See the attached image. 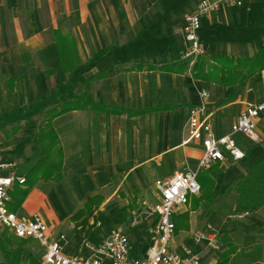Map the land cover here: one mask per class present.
I'll use <instances>...</instances> for the list:
<instances>
[{
	"label": "crops",
	"instance_id": "obj_1",
	"mask_svg": "<svg viewBox=\"0 0 264 264\" xmlns=\"http://www.w3.org/2000/svg\"><path fill=\"white\" fill-rule=\"evenodd\" d=\"M169 1L173 9V41L177 37L189 47L176 32L183 28L186 16L195 12L200 0ZM145 2L0 0V154L15 163L17 178L27 180V186L16 184V190L35 183L15 213L26 219L40 214L55 237H65L61 245L70 257H87L89 251L82 242L85 247L91 242L99 245L115 231L128 237L132 259L147 256L154 218L137 230L127 226L126 219L139 211L142 196L157 180L186 172L187 166L195 165L201 156V147L185 144L189 110L202 103L199 91L211 95L206 103L214 112L217 136L228 134L246 108L264 102V71L239 86L226 87L194 79L190 68L177 67L183 60L165 64L137 61L120 68L125 60L119 62L115 57L119 54L121 26L127 25L126 33L134 23L144 25L145 17L152 15ZM259 2L264 4V0ZM242 7L223 6L203 19L200 39L207 57L248 59L264 46V39L260 44L234 43L233 38L224 35L223 30L232 31L233 26L226 17ZM223 38L227 43L222 42ZM75 97L137 114L87 109L55 119L53 128L63 152L62 178L47 180L42 177L43 168L33 175L42 159L35 136L45 123V114ZM257 133L260 143L253 145L259 146L248 150L245 143L251 141L242 142L246 151L243 161L229 160L203 172L209 173L215 167L220 172L213 190L215 204L191 211L192 197L184 212L176 215L178 226L184 228L183 214L189 212L192 226L193 215L203 212L208 219L205 231L211 219L220 216L226 207L225 203L219 208V201L233 193L234 206L219 231L235 247L228 264H264V232L256 229H264V207L244 212L237 209L239 184L264 160V112L258 119ZM252 155L257 161L251 163ZM89 202L93 203L91 212L78 218ZM109 223L116 227L102 232ZM176 237L175 234L173 247L181 249L185 244H175ZM219 241L218 250L198 247L202 264H220L231 243L223 242L222 236Z\"/></svg>",
	"mask_w": 264,
	"mask_h": 264
},
{
	"label": "built area",
	"instance_id": "obj_2",
	"mask_svg": "<svg viewBox=\"0 0 264 264\" xmlns=\"http://www.w3.org/2000/svg\"><path fill=\"white\" fill-rule=\"evenodd\" d=\"M249 0H200L194 13L187 15L180 35L189 45L187 53L192 64L205 54L200 33L204 18L218 13L223 6L242 7ZM211 95L202 91V103L189 110L186 124V145L202 148V154L195 168L177 172L168 179L155 182L156 201L148 203L154 217L152 238L147 256L144 259L131 258L128 237L122 231L110 234L99 245L86 243L89 255L85 258L70 257L64 254L61 242L63 235L55 237L46 220L35 214L26 219L9 210L12 202L11 191L16 184L25 185V178L15 176L16 165L5 160L0 154V228L10 231L16 238L36 240L42 248L44 264H202V254L198 247L205 244L211 250H218V233L211 228L196 233L193 238L196 246L182 245L181 249L172 247L175 237V217L179 207L188 206L192 197L201 195L199 174L226 161L240 163L246 158L243 141L260 143L257 133L258 119L264 112V102L249 106L240 113L228 134L217 136L214 128V112L207 105ZM142 216L136 212L131 216V228L142 223Z\"/></svg>",
	"mask_w": 264,
	"mask_h": 264
},
{
	"label": "trees",
	"instance_id": "obj_3",
	"mask_svg": "<svg viewBox=\"0 0 264 264\" xmlns=\"http://www.w3.org/2000/svg\"><path fill=\"white\" fill-rule=\"evenodd\" d=\"M105 53L106 51L102 52L97 58ZM191 64V61L186 59L177 64V67L190 68L192 76L196 80L220 84L226 87L239 86L248 79L264 71V46L260 48L253 57L248 59L228 56L210 58L204 54L199 56L194 64ZM75 68L76 65L70 67V71L72 72ZM87 109L116 115L128 114L129 116H134L137 114L114 107H106L102 104L91 102L85 97H75L62 102L59 106L45 114V123L39 128L35 136V142L39 148L42 159L33 170V175H36L43 168L42 177H45L47 180L62 178L63 152L60 146L59 136L53 128V121L67 113ZM219 173L217 167H215L209 173L199 174L198 181L201 185L202 192L199 198H192L191 211H197L200 208L208 209L214 203L215 198L212 193L215 186V178L218 177ZM211 174H213L214 178L211 177ZM25 185L27 186V183ZM34 185L35 183H30L29 187L22 191L18 188L16 190L15 186L10 193L13 200V203L8 205L10 211L16 212L19 209ZM238 193L240 195L237 204V209L239 211H255L264 207V160L254 166L248 175L243 178L238 186ZM92 204V202H89L85 206V209L78 214V218L88 215L92 210ZM181 217L185 220V227L180 228L177 224V217H175V234L190 229L189 212L183 214ZM256 229L258 232H264L262 228ZM218 235L220 238L222 236L223 242L231 243L222 233ZM30 241L31 240L16 238L10 231H1L0 252L4 257V261L1 264H42L29 250H27ZM234 250L235 247L232 246V243L229 244L228 250L220 258V264H228Z\"/></svg>",
	"mask_w": 264,
	"mask_h": 264
},
{
	"label": "rangeland",
	"instance_id": "obj_4",
	"mask_svg": "<svg viewBox=\"0 0 264 264\" xmlns=\"http://www.w3.org/2000/svg\"><path fill=\"white\" fill-rule=\"evenodd\" d=\"M146 10L151 9L152 15H147L144 20V25L139 23H134L130 26L129 30L125 33L124 27L121 26L120 36L118 39L117 52L115 59L121 62L122 60L125 62L120 63V68L123 66H128L129 64L136 63L137 61H144L146 63L155 62L157 64H165L179 60L188 59L187 53L189 51V47L181 41L179 38L174 37L175 41H173V9H171L169 0H146L145 2ZM155 11V12H153ZM185 11V10H183ZM181 11V13H183ZM226 21L232 23V31H224V35L229 38H233V42L237 40L238 42H246L251 41L253 43H262L264 39V4L263 2H259V0H254L252 2H246L244 6L236 11L232 10L230 14L226 17ZM228 23V24H229ZM230 25V24H229ZM117 26V25H116ZM180 29V28H179ZM234 30V31H233ZM123 31V32H122ZM177 30L176 35L180 33ZM220 32V31H219ZM124 33V34H123ZM122 35L125 36L122 38ZM178 36V35H177ZM222 42H226V38H223ZM231 42V40H229ZM124 44V46H122ZM126 48V50L124 49ZM205 50V48H204ZM206 54V50H205ZM121 71V69L119 70ZM163 83V82H162ZM164 84V83H163ZM203 90L199 91V94ZM167 92H163V96L165 97ZM263 139V138H262ZM264 143V140L261 144ZM260 144V145H261ZM259 145H253V142L245 143V147L248 150L253 149ZM255 155H252L249 161L252 163L257 161ZM189 163V162H187ZM187 168H195V165L187 166ZM203 173V172H202ZM221 182V180H220ZM155 185L153 186V188ZM147 192L146 195L142 196L140 200V209L139 211H135L138 214H141L143 220L142 223L135 227L133 230L142 229L148 223V220H153L154 217H150L151 214L150 207L147 205L148 203H153L156 201L154 196V189ZM213 194V193H212ZM201 196V195H200ZM199 196V197H200ZM216 195H214L215 198ZM198 197V198H199ZM197 199V198H196ZM217 199V196H216ZM216 199L212 205L215 204ZM236 196L231 193L228 197H225L219 201V208L222 207L223 204L226 203V207L220 212V216H216L211 219L210 228L212 232L218 233L223 228V223L226 217L229 214V211L233 208ZM211 205V206H212ZM201 209V208H200ZM185 210V207H179L176 211V215H181ZM199 210V209H198ZM197 210V211H198ZM193 225H190V229L185 233L179 235L177 233V237L175 238V244H185L187 246L194 247L196 246V242L193 238V235L197 231H202L205 228V225L208 221L206 215L203 212H198L196 216L192 217ZM126 225L130 227L131 218L126 219ZM115 226L113 223H109L104 225L102 228V232L108 233ZM116 229V228H115ZM153 230V227L151 231ZM0 228V232H1ZM191 231V232H190ZM220 237V236H219ZM173 242V241H172ZM93 243V242H91ZM82 247H85V242L81 243ZM205 245V244H203ZM173 247V243H172ZM218 249H221V244H219ZM27 250H29L42 264L43 263V253L42 248L38 241L31 240L29 245L27 246ZM140 253V252H138ZM136 256H141L136 255ZM4 257L0 252V264L3 263Z\"/></svg>",
	"mask_w": 264,
	"mask_h": 264
}]
</instances>
